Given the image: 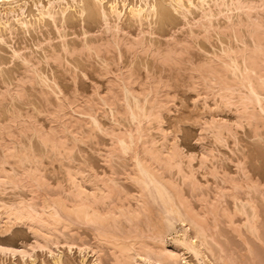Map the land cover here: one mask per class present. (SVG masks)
Here are the masks:
<instances>
[{
  "label": "rangeland",
  "instance_id": "374dc122",
  "mask_svg": "<svg viewBox=\"0 0 264 264\" xmlns=\"http://www.w3.org/2000/svg\"><path fill=\"white\" fill-rule=\"evenodd\" d=\"M211 5L213 11L217 13L219 8L215 7V11L213 4ZM30 9L32 11L28 13L37 14L35 7L32 6ZM75 11L73 9L68 11L65 23L58 19L57 22H53L52 19L46 18L43 23L37 22L33 28L29 27V30L16 27L12 35L5 31L4 36L0 39V162L6 160L3 156L5 153L1 147L2 144L14 142L16 148L19 149L18 151L23 153L22 157L26 153L29 157L26 156L27 161L23 159V162L19 161V154L18 158L9 157L10 161L7 157L9 164H3V168L8 170L7 172L11 175V173L16 174L14 171L21 173L24 169L30 170L34 169L35 166L38 167V172L44 178L43 184L40 187H35L38 196H62L61 198L68 199L70 196L67 190L70 183L67 169L70 168L72 171L85 174L86 177H84L87 180L91 177L93 180L95 175H98V178L102 177L101 179L109 180L110 185L112 184L114 188H117L114 193L115 196L112 195L114 202L119 203V199H124L126 195L142 194L143 198L146 197L144 200L148 203V207H151H149L151 212L142 214L140 218L134 220L122 217L115 222H109L112 223L110 225L105 224L106 228L99 223L88 222L85 219H77V217L71 216L73 219L69 218V220L71 219L73 223L71 222L70 228L64 229L59 226L57 235L55 234L58 240L55 237L50 238L56 239L50 241V249L37 246L33 231L27 225H14L7 230V227L4 226L5 223H2L0 225V246L14 249L27 247L29 253L26 250V257L20 256V253H16V257H12V255H5L0 251V264H31L33 258L36 260L34 264H57L55 260L58 255H61L59 264H100L95 261L94 252L100 254L101 264H117L111 255V247L105 244L101 245L95 240L94 234L104 228L120 237L138 236V239L139 237L142 239L143 237L147 239L150 237L149 239H151L156 236L157 240L162 238L161 241L166 242L169 249L177 253L174 264H199V260L193 253H188L181 246L170 243L172 235L168 232V225L163 218L165 210L162 202L154 199L155 196L152 194L151 196V192L147 189L141 193L134 184L125 180L124 173L126 171L132 172L129 156L124 155L120 151V147H117L120 149H113L109 136L97 128L94 129L87 123V118L83 115L79 116L78 113L70 110L72 106L70 108L68 104L71 102L75 108V105L81 106V104L90 110L93 108L104 130L111 131L113 129L119 132L118 129L123 131L124 128H133L134 125H132L127 113L123 95L121 92H116V82L113 86L115 93L109 91L111 82L121 70L125 74L130 73L132 75L130 86L134 88L135 94L140 100H143L142 91L146 92L145 90L147 88L149 90L152 86L154 87L153 97L165 101L166 110L162 112V129L169 135V140L176 142L179 151L184 154L183 163L185 166L188 163V157L192 158L193 156L192 169L194 170L195 184L190 183V181L183 182L174 168L165 169L164 175H168L169 179L181 185L185 197L188 198L189 202L191 201L195 211L201 209L202 200L211 201L214 199V193L218 186L226 188L223 183L224 175L232 180L245 181L246 183L243 182V184L256 183V188L253 186L254 190L250 189L252 187L248 188V185H246L247 187L242 185L244 186L242 188L224 191V195L218 199V202H221L218 205L232 208L231 194L233 193L238 194L245 201L246 198L252 197L261 216L259 222V231H261L258 237L248 231L244 225L246 223L244 216L243 218L242 216H235L234 225L230 227L226 218L218 215L214 219L210 215L211 217H207V223L205 221L204 225L208 224L209 229L207 228L208 231L205 232L210 237L208 238L210 247L212 250L214 249L213 251L217 256L221 257L220 259L227 260L230 262L229 264H264V115L258 111L260 108L257 104L251 103L248 105V112L254 116L251 115L252 118L249 122L243 120V123L240 122L236 125L235 107L231 106L229 111L222 106L218 97L215 98L216 101L213 98L212 93L218 89L217 83L212 82L207 75L205 78L199 76L200 73L205 74L208 64L206 62H209L211 53H220L223 45L221 42L225 44V47L226 45L230 46L228 48L235 47L237 49L239 46L242 48L244 44L252 47L255 40L258 41L259 35L264 39V26H262V31L255 33V36L250 33L253 28L250 29L249 26L252 27V25L246 23L248 16L242 14L239 18L246 21L237 24L239 31L237 32L238 35L235 36L236 34L230 30L231 28L229 27V29L227 24L225 26L224 20L226 21V19L219 15L217 16L219 18L213 19L214 27L211 26L210 32L207 33L200 28V24H196V20L201 19L199 18L201 16L199 11L193 9L195 14L188 16L189 22H191L190 26L187 24L188 22L186 23L187 19L183 15L171 9L167 12L169 16L153 19L151 26L147 21L143 20L139 23V21L125 17L126 19L124 18L123 22L121 21L119 24L121 30L117 32V36L119 35L117 38L120 40L119 46H113L107 42L112 34L104 29L106 25L103 21L101 22L99 17H93L97 19L92 18V20L85 14L79 16ZM250 13V19L257 20L263 23L261 25H264V5H258ZM235 14H233V21L238 23L241 20ZM32 19L34 20V18ZM10 22L13 24L14 20L12 19ZM218 26L225 27L220 30L217 28ZM63 35L68 50L61 47L63 46L61 38ZM263 39L261 41L264 43ZM138 42H141L142 45H140L141 43L140 46L136 45ZM168 48L175 53L173 52V55L166 57L165 52ZM15 53L17 54L15 55ZM44 75L45 78H40ZM229 78L231 77L228 76L227 82L232 84L234 81ZM238 88H235L236 91L240 90L242 93H246L242 87H240L242 89ZM260 91L263 102L264 85ZM99 93L100 97H98ZM113 94H116L112 106L114 117L110 107L105 106L100 100L101 96L110 97ZM62 100L69 106L68 109L65 102L61 103ZM63 103L65 108L60 110L59 106ZM218 104L219 106H217ZM57 107H59V112ZM63 110L64 112H61ZM64 113H66L65 116ZM113 118L115 119L113 120ZM212 118L228 121L231 124L233 134H223L221 142L215 140L208 131H204L206 124ZM60 122L65 124L67 129L63 125L57 127ZM30 124L39 125L40 128L44 127L41 129H45L44 131L47 132H50L52 127L63 130L65 136L63 137H67L65 143L69 146L65 144L58 152L54 151L49 143L44 142L38 135H34L35 132L30 128ZM144 126L149 129L148 132L150 131L148 133L150 140H161V131H159L156 120L149 122L146 120ZM202 155H206L205 158H207L204 167L200 163V159L204 158ZM210 172L215 175H211ZM247 179L249 180L247 181ZM13 185V183L0 184L1 201L10 204L22 197L24 199L31 197L28 188L18 184ZM86 186V190L90 191V185L86 184ZM112 197L106 200L107 203L103 205L104 208L111 203ZM124 200L123 202L127 204L128 200ZM37 201L39 200L37 199ZM129 201L135 205L133 200ZM0 211L2 212V209ZM197 228L196 226L195 229ZM195 229L194 227L190 228L189 234L191 236H194ZM202 253L205 260H210L211 254L207 249L202 248ZM138 259L133 264H158L154 260Z\"/></svg>",
  "mask_w": 264,
  "mask_h": 264
},
{
  "label": "bare ground",
  "instance_id": "6f19581e",
  "mask_svg": "<svg viewBox=\"0 0 264 264\" xmlns=\"http://www.w3.org/2000/svg\"><path fill=\"white\" fill-rule=\"evenodd\" d=\"M211 4H213L214 6L213 8L215 11H216L215 7L219 8L217 13L213 11ZM258 5L263 6L264 0H0V39L2 36H4L3 33L5 31L6 33L7 32L9 34L11 33L12 35V32H14L13 30L16 27H21L24 30H29V27L33 28L34 24H36L37 22L43 23V21L46 18L52 19L53 22H57L59 20L65 23V20L69 13L68 11H70V9L76 10L75 12L79 16H83L85 14L91 17V19L93 17H97V18L99 17L101 19V22L103 21V23L106 25V28L104 29H106L108 32L112 34L111 38L108 39L107 42L111 43V45L113 46L114 45L119 46L120 40L117 38L119 36V35L117 36L118 34L117 32L121 30L120 29L121 27H119V24L121 21L123 22V19L125 17L139 21V23H141L143 20L147 21L149 25L151 26L152 20L155 19L156 17L164 18L166 15L169 16L167 12L169 10L171 11V9L183 15V17L187 19L186 23L188 22L187 24L190 26H191V22H189L190 19H188V16L195 14V12L193 13V9H196V11H199L201 15L199 17L201 19L196 20V24L197 23L200 24L201 25L200 28H202V30L206 31L207 33L210 32V27L213 26V23H212L213 19L219 18L217 17L219 15L223 16L224 19H226V21L224 20L225 26L227 24L228 28L230 27L231 29L230 28L229 29L232 30L236 34L235 36L238 35L237 32L239 31V29L237 30V27H238L237 24H241V22L244 21V20H241V18L239 17H241L242 14L244 15L246 14V16H248L247 18L248 22L246 23H249V25H252V27L249 26L250 29L253 28L250 33L255 35L257 31H260V30L262 31V26H264V25H261L263 23H260L259 21L254 20V19L253 20L250 19L251 18L250 12H252V10L254 11L255 8L258 7ZM32 6L33 8L35 7L37 14L31 13L32 14L31 15L30 13H28L32 11L30 9ZM222 6L224 9L221 8ZM233 14H235V16H237L239 20H241V21L238 20L240 23L239 22L234 23ZM32 18H34V20ZM97 18H93V19H97ZM12 19L14 20L13 24L11 23L12 21L10 22V20ZM111 19L113 20V22ZM195 27L197 28V26ZM217 28H220V30H222V28L219 26ZM63 36L61 37L63 40V46L61 47H63L65 50H68V47H67L68 45L64 41L65 36L64 37ZM239 37L241 36L239 35ZM258 38H259L258 41L255 40L253 44L254 46L251 47V46H248L247 44H244V45L242 44L243 47L241 48L239 46L237 47V49L235 47L228 48L230 46H227V45L225 47V44L221 42V45L223 44L221 47V51H220L221 54L220 53L218 54V52L211 51L212 56L209 57V62H206L208 63L206 72L205 74L200 73L199 75V76H202V78L203 77L205 78L206 77L205 75H207L212 82L217 83L218 89L215 93H212L215 101H216L215 98L218 97L222 106L226 107L227 110L229 109V111H230L231 106L235 107L233 108L236 110L235 113H237L236 114L237 121H235L236 125L242 122L243 120L249 122L250 119L254 116L252 113L250 114V112H248V105L251 103L257 104L260 108L258 111L260 112V114L262 113L264 115V104H262L264 103V100L262 102V98H261L262 92L260 91L261 87L264 85V43L261 41L263 38L260 37V35ZM140 43L138 42L136 43V45L137 44L139 45ZM142 43L140 45H142ZM173 52L174 51L172 49L168 48L167 51L165 52L166 57L171 56V54L173 55ZM16 54L17 53H15V55ZM211 54L209 53V55ZM131 76L132 75L130 73L125 74V72H123L122 70L121 72L119 71V74H116L115 79H113V81L111 82V85L109 86L110 88L109 91L115 93L113 86H114V83L116 82L115 83L116 92H121L123 95V100L125 102L127 113L130 116L132 125H134L133 128H126V129L124 128L123 131L118 129L119 132H116L113 129H111V131L104 130L101 127V124H100L101 122L100 120H98V117H96L95 115L96 112L94 113L93 108H91L92 110H90V108H87L86 106H82V104L81 106L75 105L76 106L75 108L73 107L74 104L71 105L72 102L70 101L71 104L69 103L68 105H70V108L72 106V108L71 109L69 108V109L72 110V112L78 113L79 116L83 115L84 117H86L87 123L90 124L94 129L97 128L101 130L104 134L109 136V139L112 145L111 147L113 149L120 147L121 149L120 148H117V149H120V151L124 153V155L127 154L129 156V159L132 164V167H131L132 172L126 171L124 173V178L125 180L134 184L137 187L138 191H140L141 193L143 192L144 189H147L149 192H151L150 195L152 194L155 196V197L153 196L154 199L156 198L157 201L159 200L162 202L164 206V210H165L164 212L165 214L163 213L165 216L163 218H164L166 225H168V228H167L168 232H170V234L172 235L170 238V243L172 242L176 246H181L182 249L188 253H193V255L199 260L198 262L199 264H229L230 262H228L227 260H223V258L220 259L221 257L217 256L216 253L213 251L214 249L212 250V247H210V242L208 241V238L210 237H208L209 235L205 232V231H208L209 228L207 227L208 224L204 225V223L205 221L207 223V217H209L210 215L213 216L214 219H216L218 215H221V217L226 218L227 220L226 222L231 227L234 225L235 216L237 215L242 216V218L244 216L245 218L244 222H246V223L243 222L244 225L248 228V231L251 234L258 237L259 232L261 231V230L259 231L260 229L259 222L261 221L260 219L261 216L259 214L257 204L254 202L252 197H250L249 199L246 198V201H245V199L244 200L241 199V197H239L238 194L233 193L231 194L232 195L231 199L233 203L232 208H229V207L227 208L226 206L220 207L218 205L219 203L221 204V202H218L219 201L218 199L222 197L221 195H224V191H227V190L233 191L238 188L244 187L242 185H245V186L248 185L249 186L248 188L252 187L250 189H253V186L254 188H256L255 187L256 183L254 184L253 182L252 183L250 182L248 184H243V182L244 183L246 182L245 181L241 182V180L239 181L232 180L230 178H226L224 175L223 183L226 185V188L218 186L214 193L215 195L214 199H212L211 201H208L207 199L202 200L201 209L199 208L200 211H198L199 209L195 211V208H193L191 201L189 202L188 198L185 197V194L183 193L181 185H178L179 183L177 184L173 180L169 179L167 177L168 175L167 176L164 175L165 169L169 170V169L174 168L177 170V173L181 177L183 182L190 181V183L195 184V178H194V172H193L194 170L192 169L193 156L192 158L188 157V163L185 166L183 163L184 154H182V152L179 151L180 149H178L176 142L174 141L171 142L169 140V135L162 129V125H163L162 112L163 110H166L165 103H164L165 101L163 102L162 100H158L155 97H153L154 87L152 86L151 87L149 86L150 88L149 90L147 88V90H145L146 92L142 91L141 95H143V100L142 99L140 100L137 94H135L136 91L134 90V88L133 87L131 88L130 86ZM228 76L231 77L229 79H232L235 82V84L234 82L232 83L233 85L227 82ZM43 77L45 78L46 76L44 75V76H41L40 78H43ZM236 87H239V88L242 87L243 89L246 90V93L244 92L242 93L240 90L236 91L235 89ZM115 95L116 94H113L110 97L101 96L100 98V100H102V103L105 106L110 107L113 117L115 115H114V110L112 106H113V98H115ZM98 97H100V93ZM62 102H65V101L62 100L61 103ZM68 105L66 104L67 109L69 107ZM217 106H219V104ZM59 107H57V109L59 108L60 110H62L63 108H65L64 103L63 105L61 104V106ZM59 109H58V112L60 111ZM61 112H64V110ZM65 114L66 113H64V116ZM13 118L15 117L13 116ZM115 118H113V120ZM146 120L148 122L151 120H156L159 126V131H161L160 141L157 139L150 140L149 134H148L150 131L148 132L149 129L145 128L144 126V122ZM61 123L62 122L58 123L57 127L63 125V123L62 124ZM230 125L231 124H229L228 121L227 122L219 121L216 118H212L210 122L206 124L204 131H208L212 136H214L215 140L220 141V140H223L222 139L223 134L225 133L233 134L232 127ZM57 127H52V129H50L51 131L47 132V131H44L45 129L44 130L41 129L44 127L40 128L39 125L36 126V124L35 125L30 124V128L33 129V131L36 133V134L34 133V135H38L41 139H43L44 142H46L47 144L49 143L51 148L56 152H58L61 149V147L63 148L66 144L65 142H67V139H66L67 137L64 138L65 136L63 135V130L57 129ZM64 127L67 129V126H64ZM93 128L92 130H94ZM158 143L159 145H157ZM14 144H15L14 142L13 143L8 142L5 145L2 144L1 146L3 152L5 153L3 155L4 159L6 160H3L0 162L1 163L0 165L2 166V167L0 166L1 167L0 168V184H8V183L12 184L13 183L14 185L18 184V185H21L22 187H26L28 188V191H30L31 197L28 199H24L22 197L20 200H17L16 202H13L10 204L5 201L3 202L0 200V209H2V212L0 211L1 212L0 213V225L2 223H5L4 226L7 227V230L13 227L14 225H25V226L27 225L30 229H32L33 231L32 233L34 234L36 244L37 246L39 245V247H42V248L47 247L50 249L49 247L51 244L50 241L51 240L54 241L57 239V237L55 236V234L59 230V229L57 230V228L59 226H62L64 229H66V228H70V226L72 225L73 222L71 221V219L73 218L71 216H75L74 218L77 217V219L78 218L85 219L88 222L99 223L101 225H104V227L106 228L105 224L110 225L112 223H109V222H115L122 217L129 218V220L130 219L134 220V219L140 218L142 214H147V213L149 214L151 212L149 211L150 206L148 207V203L144 200L146 197L143 198L142 194H139V195L136 194V196L126 195V197L124 198L125 200L119 199L120 201L119 203L114 202V199H113L114 197H112V195H114L117 188L116 187L114 188L112 184L110 185L109 180L101 179L102 177L98 178V175L96 176L95 174H94L95 176H93V180H91L92 177L90 179L88 178L89 180H87L85 178L86 177L85 174L83 175V173L81 172L72 171L70 168L67 169L68 171L66 170L67 172H69V183H70V186L68 187V190H67V193L70 196L68 199L61 198L62 196L61 197H53L49 195L38 196L37 191H36L37 188L35 189V187H38V186L40 187L44 182L43 175L38 172L39 171V169H37L38 167L34 165L36 167L35 169V167L33 166L35 170L33 168H32L33 170L24 169L23 172L21 173L19 172L17 173V171L13 170L16 174L11 173V175L7 172L8 170H4L5 168H3V164L5 163L7 164L10 161L9 157L11 158L17 157L19 154L20 155L19 161H22L27 156L26 155L27 153L24 151L26 154L25 156L23 155L22 157L23 153L19 152L18 151L19 149L16 148ZM5 155H6V158H5ZM203 156L204 155H202V157ZM205 156L203 159H200L201 166L203 167L205 165V160L207 159L205 158ZM7 157L9 161H7ZM25 160L27 161V159ZM210 174L215 175L213 172H210ZM248 180L249 179H247V181ZM111 182H112V179H111ZM86 184L90 185V187L88 186L89 188H91V190L89 189L90 191L86 190V187H87ZM111 197H112L111 203L110 204L108 203L109 205H106V207L104 208L103 205L107 203L106 200L111 199ZM208 198L210 197L208 196ZM37 199L39 201H37ZM123 200L124 201L128 200V203L125 204ZM129 200H133L135 202V205H132ZM247 207L248 209H246ZM69 218L71 219L69 220ZM196 226L199 229L198 228L195 229ZM193 227L195 229L194 231L195 233H194V236H191L189 234V230L190 228H193ZM105 228L102 229L97 234L96 233L94 234L95 240L97 243H100L101 245L105 244L111 247V255L113 256L114 262L117 264H133V262H136V259L138 258L143 259V260L145 259L154 260L158 264L176 263L177 253L174 250L169 249L166 242L161 241L162 238L161 240L160 239L157 240L156 239L157 237L155 236L154 238L149 239L150 237L148 236L149 237L148 238L149 240H148L146 237H143V239L142 237L141 238L139 237L138 239L137 238L138 236L136 237L134 236L135 238L132 237L133 239L130 237H126V236L120 237ZM53 237H55L56 239L55 238L54 240L50 239ZM100 244L98 245L100 246ZM26 248L27 247H25V249L24 247L23 249H20V248L14 249L12 247L0 246V251L5 255L7 254L12 255V257H16L18 253L21 254L20 256L26 257L25 252L26 250L27 252L29 251ZM202 248H205L210 252L211 254L210 260L209 259L205 260L204 255L202 253ZM94 250L96 249L94 248ZM94 250L92 249L93 252ZM99 255L100 254H97V253L95 254L94 252V256H96L95 261L101 264L102 261ZM60 256L58 255L57 259L55 258L57 260V261L55 260L57 264L61 262ZM35 261H36L35 258H33L31 264H34Z\"/></svg>",
  "mask_w": 264,
  "mask_h": 264
}]
</instances>
